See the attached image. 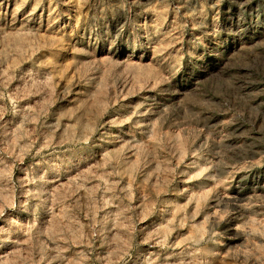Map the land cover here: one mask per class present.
<instances>
[{"label":"rangeland","instance_id":"rangeland-1","mask_svg":"<svg viewBox=\"0 0 264 264\" xmlns=\"http://www.w3.org/2000/svg\"><path fill=\"white\" fill-rule=\"evenodd\" d=\"M0 264H264V0H0Z\"/></svg>","mask_w":264,"mask_h":264}]
</instances>
